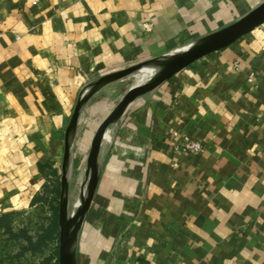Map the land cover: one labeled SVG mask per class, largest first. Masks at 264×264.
I'll return each instance as SVG.
<instances>
[{"label": "crops", "instance_id": "0c3cea01", "mask_svg": "<svg viewBox=\"0 0 264 264\" xmlns=\"http://www.w3.org/2000/svg\"><path fill=\"white\" fill-rule=\"evenodd\" d=\"M263 1L0 0V216L61 189L66 129L87 85ZM116 82L83 111L73 172L116 106ZM188 139L203 149L188 151ZM78 264H264V23L128 107L104 143Z\"/></svg>", "mask_w": 264, "mask_h": 264}, {"label": "water", "instance_id": "95a60500", "mask_svg": "<svg viewBox=\"0 0 264 264\" xmlns=\"http://www.w3.org/2000/svg\"><path fill=\"white\" fill-rule=\"evenodd\" d=\"M263 23L264 1L238 20L196 39L185 47L104 75L84 88L66 129L58 213V264H78L80 231L94 201L102 173L103 139L106 134L110 137L112 129L122 119L128 107L139 97L155 90L181 70L204 56L227 47ZM152 69L155 70V73L146 82L130 87L95 131L87 158V169L84 176L85 190L79 204L71 209L70 187L74 164V147L85 107L91 98L107 85L134 76L144 70Z\"/></svg>", "mask_w": 264, "mask_h": 264}, {"label": "rangeland", "instance_id": "374dc122", "mask_svg": "<svg viewBox=\"0 0 264 264\" xmlns=\"http://www.w3.org/2000/svg\"><path fill=\"white\" fill-rule=\"evenodd\" d=\"M141 74L143 73H138L134 76L124 78L114 84L116 88H119V95L114 102L116 105L123 98L125 92H127V90L130 88L132 84V79L134 77L139 76V78L143 80V77H140ZM141 80L135 85L143 83V81ZM105 94L106 92H103V94H101L96 101L100 102L101 98L105 96ZM86 117L88 119L89 126L96 125V123H98L100 120L99 118L100 113L98 112V110H96L95 107L94 110L88 109L86 111ZM85 125H86V119L84 120L83 128L85 127ZM81 128L82 125H80V129ZM82 135L83 132H80L79 139H81ZM76 149L77 150L79 149V143L76 144ZM89 151H90V147L85 155L81 154L79 156L80 158L76 160L77 161L76 165H80L79 171L73 172L72 170L71 187H70L71 209H73V207L76 205L77 196L81 191V185L78 181V178L80 175L85 176L86 174L87 158ZM46 194L43 197H48L49 194L48 195ZM59 198L60 195L54 196V198L50 197L49 195L48 199L50 200V202L45 201L44 203L39 201L36 206L26 211L14 214L11 218L13 222L14 231L20 233L22 229H27L32 235L36 236L38 231L40 230V227L42 225L48 224L49 218L52 214L51 205L52 203L56 204L57 199L59 200ZM58 243H59V239H58ZM23 245L25 246V242L23 238L21 240H15L11 238L9 235L5 233H1L0 234V264H56L57 261L56 258L53 257L50 260V257L52 256L53 249L57 246V242H53L50 245L46 246L44 249L40 248L37 249L36 251H31L28 249L24 250Z\"/></svg>", "mask_w": 264, "mask_h": 264}, {"label": "trees", "instance_id": "16d2710c", "mask_svg": "<svg viewBox=\"0 0 264 264\" xmlns=\"http://www.w3.org/2000/svg\"><path fill=\"white\" fill-rule=\"evenodd\" d=\"M54 198V196L60 195L59 189H48L46 195ZM48 195V197H49ZM48 197H38L33 201L36 204L38 201L44 202L49 201ZM52 202V201H51ZM52 214L49 218L47 225H42L37 235H32L27 229H22L20 233L14 231L13 222L11 220L14 213L5 214L0 216V234L5 233L15 240L24 239L25 246L24 250L28 249L31 251H36L37 249H44L46 246L53 242H57V246L53 249L52 256L50 260L54 257L56 258V264H58V239H59V224H58V213H59V200L57 199L56 204L51 205Z\"/></svg>", "mask_w": 264, "mask_h": 264}, {"label": "bare ground", "instance_id": "6f19581e", "mask_svg": "<svg viewBox=\"0 0 264 264\" xmlns=\"http://www.w3.org/2000/svg\"><path fill=\"white\" fill-rule=\"evenodd\" d=\"M140 73H143L141 74L140 77H143V80H141V78L138 77H134L132 79V84L130 87L134 86L136 83H138L140 80L144 82H146L154 73H155V70H144ZM128 85V84H127ZM139 85V84H137ZM128 91V90H127ZM122 93V92H121ZM126 93V92H125ZM124 94V93H123ZM119 95V94H118ZM115 104V103H114ZM86 118L83 119V121L85 120ZM81 121V120H80ZM109 139V136L108 134L105 135V138H104V143ZM78 181L81 185V191L80 193L78 194L77 196V200H76V206L79 204L81 198H82V195L84 193V190H85V185H86V182H85V177L83 175H80L79 178H78ZM75 203V202H74Z\"/></svg>", "mask_w": 264, "mask_h": 264}, {"label": "built area", "instance_id": "2783aa9c", "mask_svg": "<svg viewBox=\"0 0 264 264\" xmlns=\"http://www.w3.org/2000/svg\"><path fill=\"white\" fill-rule=\"evenodd\" d=\"M2 32V29L0 27V34ZM104 140V139H103ZM185 148L190 152H200L203 149V146L201 142L193 139H188Z\"/></svg>", "mask_w": 264, "mask_h": 264}]
</instances>
